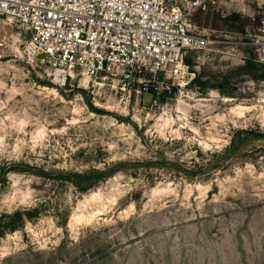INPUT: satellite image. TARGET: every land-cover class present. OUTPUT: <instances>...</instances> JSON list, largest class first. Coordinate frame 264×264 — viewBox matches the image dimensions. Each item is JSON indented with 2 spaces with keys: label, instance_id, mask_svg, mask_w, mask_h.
I'll return each instance as SVG.
<instances>
[{
  "label": "rangeland",
  "instance_id": "obj_1",
  "mask_svg": "<svg viewBox=\"0 0 264 264\" xmlns=\"http://www.w3.org/2000/svg\"><path fill=\"white\" fill-rule=\"evenodd\" d=\"M186 21L178 86L63 82L0 19V264H264V0Z\"/></svg>",
  "mask_w": 264,
  "mask_h": 264
},
{
  "label": "built area",
  "instance_id": "obj_2",
  "mask_svg": "<svg viewBox=\"0 0 264 264\" xmlns=\"http://www.w3.org/2000/svg\"><path fill=\"white\" fill-rule=\"evenodd\" d=\"M217 1L0 0V19L26 34L22 56L48 63L63 82L78 74L94 83L126 80L146 70L181 86L193 77L188 51L216 42L191 32L186 19ZM256 47L264 62V42Z\"/></svg>",
  "mask_w": 264,
  "mask_h": 264
},
{
  "label": "trees",
  "instance_id": "obj_3",
  "mask_svg": "<svg viewBox=\"0 0 264 264\" xmlns=\"http://www.w3.org/2000/svg\"><path fill=\"white\" fill-rule=\"evenodd\" d=\"M184 61H185V63H187V64H189V60L187 59V57L184 59ZM151 91H152V89H151ZM88 106H89V108L91 109V110H93V111H95V112H97V111H100V110H98V109H95L94 107H92L91 106V104H87ZM10 167V166H9ZM7 168V167H6ZM1 180L0 181H3L4 180V178L2 177V178H0ZM75 183V182H74ZM75 186H76V188L77 189H81L80 188V186L78 185V183H75ZM24 211V210H23ZM24 213L25 214H27L28 215V213H29V211L27 210L26 212H21V211H14L13 212V215H11L13 218H19V217H22L23 215H24ZM15 228V226L12 224L11 225V227H10V229H14Z\"/></svg>",
  "mask_w": 264,
  "mask_h": 264
}]
</instances>
